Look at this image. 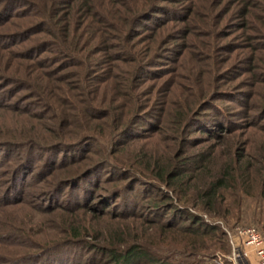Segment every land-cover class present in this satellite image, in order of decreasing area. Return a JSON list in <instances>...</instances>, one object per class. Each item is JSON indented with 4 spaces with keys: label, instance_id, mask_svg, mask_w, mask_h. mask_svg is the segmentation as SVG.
<instances>
[{
    "label": "rangeland",
    "instance_id": "obj_1",
    "mask_svg": "<svg viewBox=\"0 0 264 264\" xmlns=\"http://www.w3.org/2000/svg\"><path fill=\"white\" fill-rule=\"evenodd\" d=\"M61 21L82 40L78 50L60 46ZM120 43L130 60L114 58ZM103 75L109 76L98 81ZM124 82L144 107L133 113L141 122L131 116L126 123V138L112 126L116 111L128 105ZM86 104L119 108L113 120L90 118ZM87 131L98 141L88 151L68 152L69 163H57L60 153L52 163L38 148ZM260 146L264 0H0V264H112L105 249L121 231L123 243L141 234L146 245L164 251L176 242L179 236L157 225L152 196L136 197L137 214L121 212L127 206L108 198L115 181L104 170L66 183L94 169L101 152L116 149L112 162L140 175L150 173L131 163H207L214 170L229 163L239 177L247 160L257 165ZM194 173L192 183L200 172ZM240 183L224 190L213 214L198 207L199 198L184 204L223 232L199 264H231L227 231L235 227L264 234L256 182L248 191Z\"/></svg>",
    "mask_w": 264,
    "mask_h": 264
},
{
    "label": "trees",
    "instance_id": "obj_2",
    "mask_svg": "<svg viewBox=\"0 0 264 264\" xmlns=\"http://www.w3.org/2000/svg\"><path fill=\"white\" fill-rule=\"evenodd\" d=\"M8 4H12L11 1ZM50 11H53V17L57 16L58 12L56 10L54 11L50 8ZM52 27L53 26H49V30H51L50 28ZM58 28L61 29L57 36L60 46H68L72 47L74 50H78L82 40L79 36L75 39L70 37V25L61 21V25L56 27L55 30H59ZM117 29L119 30V28ZM116 35L119 41L122 40V35L120 33L118 34L117 32ZM120 44H122V49L120 52L116 53L114 58L123 59L125 56L127 60H130V57H128L129 51L126 52L127 45L124 43ZM59 52L61 54L64 53V51L61 50H59ZM131 60H134V57ZM108 76L103 75L98 81H105ZM127 79L128 82L131 83V77H128V75L124 76L123 80L127 81ZM130 83L128 84L124 82L123 84V88L127 89L124 94L128 103L127 108L126 105H124L121 110L116 111L117 113L114 117L115 124L112 125L113 128L117 130L118 135L120 134L122 138L128 136L125 135L127 132L126 130L129 131V126L127 127L126 123L128 122L129 124L132 122L130 117L133 116V120L136 118V114L133 115V113L138 110V108L144 110V107H140L141 105L137 104L136 97L131 92L132 85ZM85 107L88 109V111L85 110L86 114L90 118H103V116L111 115L112 120V109L119 108L115 105H111L105 109H89V104H86ZM135 122L139 123L141 120L136 119ZM213 125H215L217 129L223 128L221 121H216ZM89 128H91L90 124ZM91 132L92 131H87L84 135H80L79 138H75L73 141L60 140L55 141L54 143L48 142V144L41 143L43 145H38V148H41L43 153L47 152V154L49 153L52 156V163L56 161V153H60V159H58L57 163L63 165L69 163L68 161L64 163L67 159L66 155L68 152L76 150L88 151L89 148L94 146V142H97L98 139L94 138L96 134ZM36 142L33 141L34 146L39 143L38 140ZM113 151H116V149L109 150L108 154L101 152L96 159V163L93 165L94 169L87 172H84V169H82L78 174L74 173L69 176L65 180L66 183L68 185L71 183H78L85 176L93 174V172L97 170H104L103 174L108 176L109 181H115L112 186L113 190H111L108 198L112 197L115 199L118 197L120 202L127 206V209L125 211L122 210L121 212L128 215L137 214L136 208L137 205H139L137 198L142 201L144 198L152 196L153 202L150 203L149 206L157 212V225L163 231L168 233L174 232L173 236L179 237L178 239H174L176 242L168 244L163 251L162 248L154 249L153 247H150L151 245H146L145 239H142L141 234L136 235L135 237L128 236L127 239H131V241L123 243L124 240L119 239V236H123L122 231L118 236L112 233V235H110V238H112L111 246L105 249V253L107 254V257L111 259L112 264H199L203 259L209 257V248L215 244L214 242L221 239L223 232L217 225L205 221L201 215L184 205L188 203L190 198H199V208L207 210L211 214L218 212L213 208L217 203L218 197L224 198V190L226 188L235 187V184H237V178H239L241 180V187L246 191H248L249 187L256 182L257 195L264 201L263 146L258 148L260 161L258 160L257 165L252 163V161L247 160L244 167L240 169L241 173L239 177H236L235 169L232 168L229 163H222L215 168V170L212 168L210 169L207 166V163H165L164 165L161 163H131V166L141 167L142 170H147V172L150 173V175L148 173L140 175L136 174V169L134 168H125L112 162L113 156L111 154L114 153ZM28 166H30L29 163ZM189 167L192 170L190 173ZM250 167L254 169V174L252 175H250ZM195 170H199L200 172L197 177L198 182L192 183L191 180L195 179ZM139 171L141 172V170ZM129 178L130 180L127 181ZM98 180L99 179H97V181ZM159 184H163L167 190ZM190 188L193 189L189 191ZM85 191H89L88 188H85ZM73 204L76 203L74 202ZM213 239L216 241H213ZM122 243L124 245L123 247L118 246L122 245ZM217 247L222 248L223 243ZM172 253H176L179 256L188 255L190 258L178 260L177 256L174 257Z\"/></svg>",
    "mask_w": 264,
    "mask_h": 264
},
{
    "label": "built area",
    "instance_id": "obj_3",
    "mask_svg": "<svg viewBox=\"0 0 264 264\" xmlns=\"http://www.w3.org/2000/svg\"><path fill=\"white\" fill-rule=\"evenodd\" d=\"M227 233L231 250L226 259L231 264H264V234L251 226H238Z\"/></svg>",
    "mask_w": 264,
    "mask_h": 264
}]
</instances>
